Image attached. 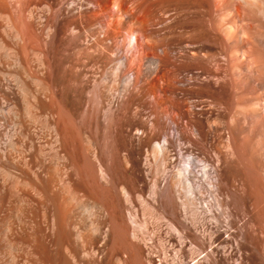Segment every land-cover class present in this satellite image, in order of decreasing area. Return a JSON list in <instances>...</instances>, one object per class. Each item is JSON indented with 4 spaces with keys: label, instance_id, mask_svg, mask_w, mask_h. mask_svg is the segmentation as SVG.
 <instances>
[{
    "label": "bare ground",
    "instance_id": "bare-ground-1",
    "mask_svg": "<svg viewBox=\"0 0 264 264\" xmlns=\"http://www.w3.org/2000/svg\"><path fill=\"white\" fill-rule=\"evenodd\" d=\"M65 1L0 0V264H152L137 206H180L179 164L199 163L183 132L199 136L198 121L180 102L200 93L180 74L225 80L228 113L241 108L248 134L264 129V0H111L101 19L61 25ZM70 4L79 14L89 0ZM185 31L206 38L188 46L212 68L171 57L183 43L163 36ZM208 186L219 202L221 183Z\"/></svg>",
    "mask_w": 264,
    "mask_h": 264
},
{
    "label": "rangeland",
    "instance_id": "rangeland-1",
    "mask_svg": "<svg viewBox=\"0 0 264 264\" xmlns=\"http://www.w3.org/2000/svg\"><path fill=\"white\" fill-rule=\"evenodd\" d=\"M71 1L73 0H66L60 4L63 14L60 16L61 25H86L109 14L113 8L111 0H89L88 5L79 9V14L77 11H71L67 15V10L75 7L70 4ZM213 2L216 3L217 0H211L212 4ZM257 21L255 22L264 30V21ZM71 33L69 28L68 35ZM222 35L223 33H219V42H227ZM169 41L183 43L182 51L172 53L173 59L183 54L185 57L178 59L186 65L202 62L207 68L213 67L204 54L193 56L188 46L204 43L206 38H195L185 31L163 36L162 42ZM147 44L158 51L163 49L161 42L155 39H147ZM220 62L223 63V58ZM181 77L184 78L183 87L200 93V97L194 100V107L191 101L185 98L180 102L182 109L192 112L198 121L199 136L196 137L189 127L183 132L190 139L187 146H191L195 140L193 157L199 163L191 168L184 163L179 164L183 169L178 201L180 206L176 205L172 210L162 204L160 197L154 196V201H151L147 195L152 208L143 212L141 207L137 206L139 233L145 239V245L150 246L148 253L152 264H176V251L180 256L179 264H264V148H261L263 144L259 143V137H264V129L256 134H248V131L246 133L242 129L245 123L241 108L234 107V111L228 113L225 102L227 100H224L227 92L222 88L225 80H219L213 85L203 75L196 80L191 79L192 72H183ZM219 91L222 93H218ZM239 91H234L235 101L240 97ZM207 93H215L218 96L220 94L224 98L219 96L224 104L211 103ZM183 123L185 125V121ZM140 134L135 133L133 138L138 139ZM246 139L249 142L245 141ZM203 166L206 175L201 172ZM140 168L149 192L152 178L150 179L143 162ZM209 181L221 183L219 202L213 198L212 190L208 186ZM159 182L162 186L163 181ZM168 221L180 230V241L176 239ZM125 226L131 231L129 222ZM143 249L147 256L148 248Z\"/></svg>",
    "mask_w": 264,
    "mask_h": 264
}]
</instances>
